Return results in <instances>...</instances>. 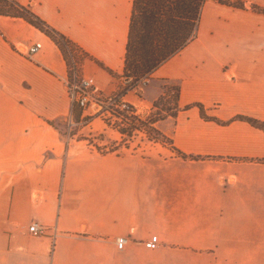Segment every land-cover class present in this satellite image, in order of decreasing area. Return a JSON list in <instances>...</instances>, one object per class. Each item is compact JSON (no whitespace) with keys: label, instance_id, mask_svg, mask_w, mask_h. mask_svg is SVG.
<instances>
[{"label":"crops","instance_id":"0c3cea01","mask_svg":"<svg viewBox=\"0 0 264 264\" xmlns=\"http://www.w3.org/2000/svg\"><path fill=\"white\" fill-rule=\"evenodd\" d=\"M18 1L81 50L102 99L118 90L132 0ZM240 1L206 0L194 39L123 95L149 110L178 87L179 109L154 123L173 148L133 147L101 116L83 123L91 109L71 111L53 40L0 15V264H264V132L212 120L264 122V0ZM194 104L207 118L182 109Z\"/></svg>","mask_w":264,"mask_h":264},{"label":"trees","instance_id":"16d2710c","mask_svg":"<svg viewBox=\"0 0 264 264\" xmlns=\"http://www.w3.org/2000/svg\"><path fill=\"white\" fill-rule=\"evenodd\" d=\"M205 1L206 0H132L123 68L119 75L122 79L121 82L123 80L125 81L118 86V94L125 95L140 78H148L149 74L154 69L194 39L197 33L201 9ZM215 1L235 8L244 7V3L240 0ZM258 10L264 13V9ZM0 15L23 18L35 28L49 35L61 51L67 69L71 58L76 59V52H81V50L72 44L69 39L48 26L42 19L35 15L27 5L20 4L18 0H0ZM164 89L167 90L168 88L164 87ZM174 91L175 105L173 111L169 108L161 109V111L164 112L163 114L153 112L151 116L143 118V120L139 117L138 123L143 124L146 122L149 130L156 131L155 133L159 134L154 123L162 119L165 115H175V112L179 109L177 107V86L174 87ZM161 97L163 96H160L152 103V109H158L157 104ZM191 106H196L199 109L201 117L207 118L204 114V108L200 104L187 105L182 107V109H187ZM134 118H136V116H133V119ZM235 119L247 121L252 126L264 132L263 121L247 116H235L227 121H221L215 118L212 120L220 124H226ZM134 125L130 124L129 127L133 129L139 126ZM125 131L129 132V130L118 129L120 133H124Z\"/></svg>","mask_w":264,"mask_h":264},{"label":"built area","instance_id":"2783aa9c","mask_svg":"<svg viewBox=\"0 0 264 264\" xmlns=\"http://www.w3.org/2000/svg\"><path fill=\"white\" fill-rule=\"evenodd\" d=\"M40 47L39 43L25 47H17V51L21 54L31 57V55L37 51ZM125 80H123L124 83ZM147 82L146 77L140 78L131 88L130 91L139 92V87ZM66 89L71 103V111L74 108H79L81 111L91 109V113L84 115L82 122L88 121L94 116H101L106 121L112 124L117 130L125 129L129 130L121 133V136L132 137L131 133L142 132L140 127L130 128V124L138 125L139 111L134 105L130 104L126 100H123V95L118 94V90L113 94L101 98L98 88L95 86L92 77L82 75L79 70V61L71 58L69 67L67 69ZM133 116L136 118L133 119ZM138 117V118H137ZM133 119V122H132ZM71 123H69V127ZM120 133V132H119ZM27 232L32 236H40L44 233V227L36 222H30L27 225ZM116 247L121 249L125 243V238L119 236L116 238ZM159 239L156 235H151L150 238L143 242L146 248L154 249L158 246Z\"/></svg>","mask_w":264,"mask_h":264},{"label":"rangeland","instance_id":"374dc122","mask_svg":"<svg viewBox=\"0 0 264 264\" xmlns=\"http://www.w3.org/2000/svg\"><path fill=\"white\" fill-rule=\"evenodd\" d=\"M76 54H77L76 60L78 61V58L81 55L79 54V52L78 53L76 52ZM166 87L168 89L165 90V94L163 95V97H161L160 101L157 104L158 109H152L150 107L149 110L148 109L144 110L143 108H141L139 110V115L141 113L140 117L142 118V120H143V118H147L148 116H151V114L153 112H158L157 114H163L164 112L161 111V109L169 108V109H171V111H173V107L175 105V91H174L175 85H173V84L169 85L168 84ZM74 111H75V109H74ZM170 113H172V112H170ZM159 120H161V119H159ZM143 124L138 123V125H139L138 127H140V130H142V132L131 133V135H133L132 137L126 136V138H130L129 145H132L133 147H137L140 149H145L148 146L153 145L152 143H158L162 146H167L168 148H173L170 144L171 142L169 141V139L165 138V136L162 135L161 131H159L157 129L159 134L158 133L156 134L155 133L156 131L149 130V128L147 126L148 124L146 122H144ZM128 134H130V132H128ZM135 144H136V146H135ZM112 145H114V144L111 143L110 146H112ZM126 145L128 146V142L126 143Z\"/></svg>","mask_w":264,"mask_h":264}]
</instances>
